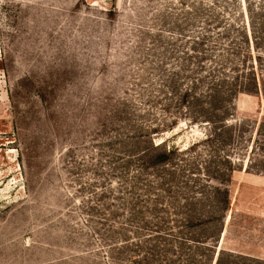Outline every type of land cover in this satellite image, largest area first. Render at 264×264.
Returning a JSON list of instances; mask_svg holds the SVG:
<instances>
[{
	"label": "rangeland",
	"instance_id": "obj_1",
	"mask_svg": "<svg viewBox=\"0 0 264 264\" xmlns=\"http://www.w3.org/2000/svg\"><path fill=\"white\" fill-rule=\"evenodd\" d=\"M248 17L234 61L259 90L208 144L180 96ZM220 250L264 261V0H0V264Z\"/></svg>",
	"mask_w": 264,
	"mask_h": 264
},
{
	"label": "trees",
	"instance_id": "obj_2",
	"mask_svg": "<svg viewBox=\"0 0 264 264\" xmlns=\"http://www.w3.org/2000/svg\"><path fill=\"white\" fill-rule=\"evenodd\" d=\"M249 18V23L244 22H231L227 24L228 26H223L224 31L222 33H227L230 29H234L235 33L229 35L232 37L231 43L225 47L223 54L219 53L217 55L210 54L208 57L207 54L204 55L202 61H207L202 64L200 67V72L195 79H190V83L185 86L183 93L180 96L181 98H187L186 102L188 104V115L191 116V120L194 121H205L210 125V131L206 135L204 142L212 144L215 141L221 142L222 131L225 129H230L232 125H229L227 122L228 117L232 116L233 104L235 97L240 93V91L248 90L251 91L252 87L259 90L257 87L256 78L252 79L254 84L249 85L250 87L244 85L241 82V73L238 69L234 58L239 54V49L236 47L237 43L240 41V36L247 34L248 28L251 30L254 29L255 23L252 17ZM218 24H222L219 22ZM215 47H217V44ZM216 49V48H215ZM251 84V83H249ZM256 85V86H255ZM255 90V89H254ZM185 102L182 101V104ZM153 151L156 153H149L148 158L152 160L153 163H158L165 160L168 157L169 153L175 151L174 147H171L168 151H161V146L154 145L152 142ZM189 150V148L187 149ZM213 178V177H211ZM227 193V203H229V191ZM215 255L198 261L193 264H212L214 261ZM168 260H159V264H164ZM173 264L174 260L170 259ZM191 259H189L190 261ZM215 264H264V261H261L257 258L244 257L241 255H233L226 253L224 250H220Z\"/></svg>",
	"mask_w": 264,
	"mask_h": 264
},
{
	"label": "water",
	"instance_id": "obj_3",
	"mask_svg": "<svg viewBox=\"0 0 264 264\" xmlns=\"http://www.w3.org/2000/svg\"><path fill=\"white\" fill-rule=\"evenodd\" d=\"M218 254H219V252H218ZM218 254L216 255V259H215V262H216V260H217V256H218ZM215 262H214V264H215Z\"/></svg>",
	"mask_w": 264,
	"mask_h": 264
}]
</instances>
